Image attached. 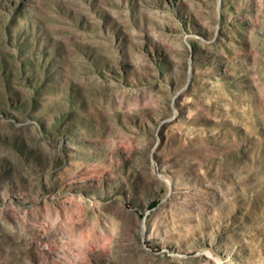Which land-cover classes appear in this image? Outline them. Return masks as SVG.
I'll list each match as a JSON object with an SVG mask.
<instances>
[{
  "label": "rangeland",
  "instance_id": "obj_1",
  "mask_svg": "<svg viewBox=\"0 0 264 264\" xmlns=\"http://www.w3.org/2000/svg\"><path fill=\"white\" fill-rule=\"evenodd\" d=\"M0 264H264V0H0Z\"/></svg>",
  "mask_w": 264,
  "mask_h": 264
}]
</instances>
